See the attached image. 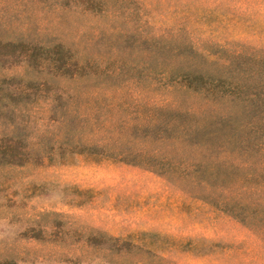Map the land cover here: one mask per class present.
<instances>
[{
	"label": "rangeland",
	"instance_id": "obj_1",
	"mask_svg": "<svg viewBox=\"0 0 264 264\" xmlns=\"http://www.w3.org/2000/svg\"><path fill=\"white\" fill-rule=\"evenodd\" d=\"M106 2L112 14L79 13L71 0H0V42L59 43L69 59L59 68L45 53L42 65L6 71L33 85L1 103L0 138H16L23 156L18 165L0 161V264H264L255 236L187 183L71 152V108L98 121L127 120L153 97L150 56L143 58L137 37L166 34L186 4L195 45L219 54L264 51V0ZM71 50L97 62L84 80L71 82ZM220 246L233 248L223 262L214 254Z\"/></svg>",
	"mask_w": 264,
	"mask_h": 264
},
{
	"label": "trees",
	"instance_id": "obj_2",
	"mask_svg": "<svg viewBox=\"0 0 264 264\" xmlns=\"http://www.w3.org/2000/svg\"><path fill=\"white\" fill-rule=\"evenodd\" d=\"M71 8L112 14L106 0H71ZM191 9L184 4L166 34L137 37L143 58L150 56L147 87L153 97L139 102L134 118L98 121L71 108V152L116 158L164 180L187 183L203 204L247 228L264 250V51L219 54L195 45L185 24ZM62 50L59 43L42 48L35 42H0V109L2 101L17 99L33 85L6 71L42 65L45 53H51V64L64 68L69 59ZM146 64H141L143 73ZM70 66L76 82L97 62L71 50ZM134 144L141 149H118ZM22 153L16 138H0L3 164H20ZM210 244L203 240V247ZM219 248L214 254L223 262L225 251L231 255L233 248Z\"/></svg>",
	"mask_w": 264,
	"mask_h": 264
}]
</instances>
